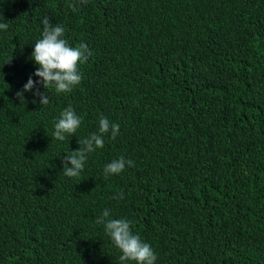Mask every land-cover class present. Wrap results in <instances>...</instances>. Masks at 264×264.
Returning <instances> with one entry per match:
<instances>
[{
    "label": "trees",
    "instance_id": "16d2710c",
    "mask_svg": "<svg viewBox=\"0 0 264 264\" xmlns=\"http://www.w3.org/2000/svg\"><path fill=\"white\" fill-rule=\"evenodd\" d=\"M69 2L0 0V264H120L105 208L155 264H264V0ZM45 17L93 54L70 94L21 104ZM69 105L84 122L55 140ZM101 114L120 134L65 176ZM120 156L135 167L105 178Z\"/></svg>",
    "mask_w": 264,
    "mask_h": 264
},
{
    "label": "clouds",
    "instance_id": "9594fccd",
    "mask_svg": "<svg viewBox=\"0 0 264 264\" xmlns=\"http://www.w3.org/2000/svg\"><path fill=\"white\" fill-rule=\"evenodd\" d=\"M87 0H70L69 7L77 11L78 4H86ZM42 37L39 38L34 47L31 59L38 66L33 80L29 77L22 92H17V98L21 104H25L24 92H32L39 98L42 107L50 102L48 96L49 88L54 89L57 94H70L82 81L80 65L86 64L92 52L86 44L71 46L65 38L66 29L60 25H53L48 17L42 21ZM6 23H0V30H7ZM39 86L46 91L41 92ZM35 89V91H33ZM35 102V101H33ZM83 118L78 115L71 105L66 107L54 125L53 138L64 141L69 136H76V133L83 124ZM115 140L120 134V125L111 122L107 117L100 115L98 131L79 139V150L71 151L63 160V173L70 178H79L84 170L89 156L105 144L104 137L109 135ZM69 162L71 167H69ZM135 167V162L120 156L112 160L104 167L105 178L123 173L126 168ZM95 190V189H94ZM93 190V191H94ZM115 199H123L124 193L120 192ZM95 222L104 226V231L110 237L113 245L122 253L119 257L120 264H155L157 255L151 245L144 242L138 234L132 230V221L128 219L111 218V212L105 208L102 215L96 218Z\"/></svg>",
    "mask_w": 264,
    "mask_h": 264
}]
</instances>
